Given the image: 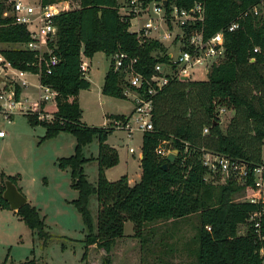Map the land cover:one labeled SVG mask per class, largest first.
Masks as SVG:
<instances>
[{
	"label": "trees",
	"instance_id": "16d2710c",
	"mask_svg": "<svg viewBox=\"0 0 264 264\" xmlns=\"http://www.w3.org/2000/svg\"><path fill=\"white\" fill-rule=\"evenodd\" d=\"M151 1L154 0H144V3ZM168 1L184 8L203 2L207 37L234 19L240 20V27L225 32L226 56L211 68L206 79L173 78L153 95L154 128L143 133L142 173L138 182L131 184L126 174L116 180L107 177L106 170L119 162L118 150L107 142L115 128L85 123L79 102L80 91L91 86L81 68L83 55L93 58L102 51L110 57L102 92L118 98L128 96L123 72L113 66L112 57L116 53L137 57L136 68L147 77L155 72L156 63L169 59L161 41L151 38L140 41L130 29L134 15L122 12L123 0H70L75 6L56 16L58 35L51 45L59 61L51 74L42 73L41 81L58 91L57 110L50 121L33 114L26 116L32 126L46 128L42 140L61 132L71 133L77 139L74 154L60 157L57 164L70 171L71 186L79 193L72 203L86 229L84 260L88 258L89 248L96 246L108 255L105 264H111L109 255L117 241L126 237L125 224L131 222L133 237L142 245H149L146 264H183L151 255L152 244L145 230L151 223L176 222L198 215L199 247L185 249L195 255L196 261L192 264H262L261 243L254 231L249 229L245 235L239 234L240 227L248 222L256 207L234 201V195L243 189L235 181L225 184L208 181L203 155L210 151L251 165L264 162V14L260 7V14L253 11L264 0ZM10 9L8 0H0V51L13 67L36 73L33 64L36 52L21 46L32 40L31 33L25 24L15 21ZM256 46L260 47L259 52H254ZM20 94L21 86L16 84V100ZM221 108L234 112L225 130L219 116ZM107 117L127 119L124 114ZM205 127L209 129L206 133ZM95 138L99 141V152L92 159L98 161V180L93 184L85 173L84 166L90 158L85 156L84 146ZM161 145L178 151L173 162H168V155L158 153ZM166 163L168 167L164 168ZM8 179L22 192L21 174L3 172L2 210H11L3 197ZM92 195H96L98 202L96 224L90 211ZM16 214L45 246L49 245L51 234L37 207L28 202ZM147 233L153 235L151 231ZM171 251L173 255L182 249ZM19 264L38 263L32 259Z\"/></svg>",
	"mask_w": 264,
	"mask_h": 264
},
{
	"label": "rangeland",
	"instance_id": "374dc122",
	"mask_svg": "<svg viewBox=\"0 0 264 264\" xmlns=\"http://www.w3.org/2000/svg\"><path fill=\"white\" fill-rule=\"evenodd\" d=\"M74 6L71 4V8ZM258 7L264 14V1ZM146 18V14L134 18L131 29L136 30L143 25ZM164 32H169V29L167 30L162 25L153 31V35L163 38ZM163 44L167 50H173L168 40ZM110 63V57L102 51L97 52L90 61L91 66L87 77L91 80L92 86L81 92L80 104L83 109L82 119L91 126H106L107 116L111 114L131 115L134 108L131 98H118L102 92L104 76ZM197 70L188 78L192 80L207 78L206 70ZM0 77L3 78L0 80V91L9 98L10 87L19 84L18 76L8 66L4 70H0ZM27 77L28 84L23 86L25 93L24 97H21L24 101L33 103L39 98L38 76L27 75ZM4 100L6 99H0V105H3ZM50 108H53L52 102L47 104V109ZM233 115L234 112L229 109L220 113L221 125L224 130ZM11 118L12 121L8 122L5 114L1 113L0 107V131L3 130V133H0V181L3 172L12 175L21 174L19 184L22 192L28 202L40 210L45 219L47 231L51 234V242L45 246L43 241L33 234L18 215H15L11 210L0 209V264H19L32 259H36L38 264H88V258L89 264H105L108 255L106 253L101 255L100 249L89 248L88 258L84 260L86 229L81 214L72 203L79 193L71 186L70 171L61 169L57 164L60 157L74 154L77 144L76 137L71 133L61 132L56 137L42 140L45 135L44 126H32L27 116L20 112L12 114ZM108 138V142L119 150V162L109 168V177L116 180L122 174H129L132 182L135 179L139 181L142 171L140 154L143 133L134 132L133 138H130L127 131L116 128ZM130 148H134L135 151L132 152ZM98 152L99 141L97 138L84 146V154L90 158L84 166L85 173L93 184H96L98 180V161L92 157H96ZM209 181L225 184L228 179L221 175L218 178L210 176ZM244 191L245 189H242L234 195V201L239 200ZM90 211L96 224L98 213L96 195L90 197ZM198 227V215L176 222L161 221L148 224L145 231H151L153 234L150 236L146 232V237L152 244L151 255L161 256L165 260H177L183 264L195 263V255H192L190 251L186 252L185 249L188 246L196 249L199 247L197 244ZM133 228V223L126 222V237L119 240L114 256L109 255L111 264H146L149 245H142L139 239L133 237ZM174 248H178L179 251L182 249L185 252L176 251L172 255L171 250Z\"/></svg>",
	"mask_w": 264,
	"mask_h": 264
},
{
	"label": "built area",
	"instance_id": "2783aa9c",
	"mask_svg": "<svg viewBox=\"0 0 264 264\" xmlns=\"http://www.w3.org/2000/svg\"><path fill=\"white\" fill-rule=\"evenodd\" d=\"M123 1L122 12L134 15L131 18V26L134 18L143 14L147 15L143 25L136 30H132L130 27L140 41L151 38L163 43L168 40L173 47V50H167L168 61L156 63L155 72L151 77H147L137 70V57H132L125 52L116 53L112 57L114 69L123 72L125 93L128 98L133 100L134 108L125 121L108 119L106 126L124 129L128 136L133 138L134 132L144 133L154 128L152 120L153 95L167 85L171 79L190 77L198 71L197 69H204L208 74L215 64L225 58V32L238 29L240 20H232L226 27L207 37L204 33L205 5L203 2L197 1L192 7L184 8L176 3L169 4L168 0H154L147 4L144 3V0ZM8 3L11 5L10 13L15 17V21L25 24L31 33L32 40L21 46L36 52L33 64L36 66L37 72L31 73L36 74L40 79L37 85L39 98L33 103L21 98L16 100V85H13L9 89L11 93L9 98L0 91V99H6L3 101V105H0L1 113L5 114L9 122L12 119L11 115L17 112L25 115H37L41 120L50 121L54 118V113L57 110L58 91L51 85L42 83L41 75L43 72L51 74L59 61L51 45L58 35L56 16L69 10L71 2L70 0H8ZM253 11L254 14H260L258 6L253 7ZM162 25L167 30L169 29V32H164L163 38L153 35V31ZM259 51V46L254 47V52ZM87 58L83 55L81 64L85 75L90 70ZM251 60L253 61L255 58L253 57ZM8 66L18 76V79H22V84L26 85L27 80L21 77L30 71L13 67L0 51V70H4ZM50 102L53 103V108L47 109V104ZM223 111L225 108H221L219 112ZM208 131V127H205L204 132ZM130 150L135 151L134 148H130ZM157 151L161 155H169L172 150L161 145ZM203 162L208 169L206 175L208 181L210 176L218 178L220 175L223 178L226 177L228 181H235L243 187V190L245 189L237 202H247L256 207L250 214L248 222L240 227L239 234L245 235L249 229L254 231L256 238L261 243L259 256L264 264V162L251 165L245 161L210 151L204 153ZM208 229L210 230V228Z\"/></svg>",
	"mask_w": 264,
	"mask_h": 264
},
{
	"label": "water",
	"instance_id": "95a60500",
	"mask_svg": "<svg viewBox=\"0 0 264 264\" xmlns=\"http://www.w3.org/2000/svg\"><path fill=\"white\" fill-rule=\"evenodd\" d=\"M188 77H183L186 79ZM177 150H174L172 153L168 155V162H173L176 158ZM168 167V163L164 165V168ZM6 189L3 193L4 200L8 202L10 209L13 211H19L24 205L28 203L27 197L21 192L18 186L11 180H6Z\"/></svg>",
	"mask_w": 264,
	"mask_h": 264
},
{
	"label": "crops",
	"instance_id": "0c3cea01",
	"mask_svg": "<svg viewBox=\"0 0 264 264\" xmlns=\"http://www.w3.org/2000/svg\"><path fill=\"white\" fill-rule=\"evenodd\" d=\"M88 60H89V63H90V61L93 59V58H87ZM90 66H91V64H90ZM90 71V70H89ZM107 73V72H106ZM27 75H36V74H33V73H31V72H28V73H26L25 75H24V77H21V78H23V79H26L27 80ZM105 76H106V74H105ZM105 76H104V80H105ZM86 77H87V75H86ZM88 79H89V77H87ZM0 80H3L2 78L0 79ZM90 80V79H89ZM40 81V79H39V77H38V82ZM91 81V80H90ZM17 82L20 84V86H21V94H20V98L23 100V98L21 97V96H23L24 97V87L23 86H26V85H23L22 84V82H21V79H18L17 78ZM28 82V81H27ZM18 84V85H19ZM103 84H104V82H103ZM103 84H102V86H103ZM91 86H92V82H91ZM91 86H90V88H91ZM89 88V89H90ZM102 88V87H101ZM87 90V89H86ZM83 90H81L80 91V94H79V102H80V95H81V92H82ZM81 105V104H80ZM82 108V107H81ZM51 109V108H50ZM125 115V114H124ZM126 116H128V115H126ZM83 120V119H82ZM10 121H12V120H10ZM9 122V121H8ZM45 131H46V128H45ZM0 133L2 134L3 133V130L2 131H0ZM109 139V138H108ZM107 142H108V140H107ZM109 143V142H108ZM110 144V143H109ZM111 146H113V147H115L117 150H118V148L115 146V145H113V144H110ZM118 152H119V150H118ZM141 158H142V151H141V154H140V161H141ZM141 165V164H140ZM114 167V166H113ZM141 170H142V168H141ZM109 171H110V169L108 168L107 170H106V174H107V177L110 179V180H114V179H111L110 177H109ZM141 173H142V171H141ZM123 175V174H122ZM121 175V176H122ZM126 175H128V178H129V181H130V183L131 184H134V183H136V182H138V180L137 179H135L133 182H132V180H131V178H130V175L129 174H126ZM120 176V177H121ZM119 177V178H120ZM139 178H141V176H139ZM118 179V178H117ZM15 215H17L16 214V211H13V210H11ZM42 216V215H41ZM43 217V216H42ZM44 218V217H43ZM169 222H173V221H169ZM123 239V238H122ZM118 243H119V240L117 241V245L115 246V248H114V251L110 254V255H112V256H114V254L117 252V247H118ZM91 249H98L96 246H94V247H90ZM100 252H101V255H103V253H106L104 250H99ZM175 263H180L179 261H175V260H173ZM89 258H88V261H87V263L89 264Z\"/></svg>",
	"mask_w": 264,
	"mask_h": 264
}]
</instances>
